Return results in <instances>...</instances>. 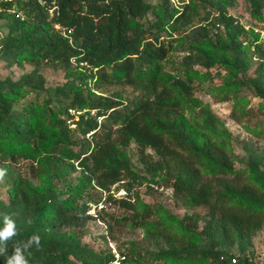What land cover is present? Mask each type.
<instances>
[{
	"label": "trees",
	"instance_id": "trees-1",
	"mask_svg": "<svg viewBox=\"0 0 264 264\" xmlns=\"http://www.w3.org/2000/svg\"><path fill=\"white\" fill-rule=\"evenodd\" d=\"M50 1L56 6L52 15L36 0L17 2L26 19L11 20L0 49L7 65L16 61L34 66L23 83L0 80V158L45 154L47 160L40 157L44 162H37L57 178L74 171L76 164L83 189H125L127 198L108 194L106 201L133 213L114 219L116 225L155 232L168 246L154 254L146 252L152 264H230L233 257L236 264H254L247 252L251 238L264 225V173L254 160L246 171H234L224 128L206 105L192 98L199 83L220 79L222 84L209 93L218 102H234L232 119L252 115L246 95L238 96L241 91L264 102V45L228 13L237 0L176 4L161 0L155 6L146 0L46 3ZM11 5L0 2V19L10 16ZM150 12L157 21L149 30L140 20ZM256 17L264 23V15L256 13ZM54 26L70 30L71 41ZM191 26L195 27L191 33L171 38ZM163 30L169 31L168 38ZM179 41L185 55L176 76L168 80L161 65ZM71 60L95 70L89 75L78 72ZM42 63L64 66L65 73H71L70 80L46 100L47 107L25 102L22 90L39 86L31 77L37 76ZM253 63L256 67L250 70ZM120 84L133 86L138 94L127 101L94 95L103 85ZM68 120L74 130L68 128ZM130 144L138 149L144 176L132 168L126 152ZM158 175L164 178L156 181ZM143 185L153 191L171 189L183 207L201 208L204 213L148 222L160 217V207L140 202L138 189ZM6 194L7 202H0V227L8 215L15 222L16 235L4 242L0 264L34 234L40 242L28 249L29 264L114 261L109 250L92 251L80 244L87 224L97 219L87 213L89 197H65L34 188L20 177ZM234 247L238 255H228L226 250ZM121 255L128 260L130 254Z\"/></svg>",
	"mask_w": 264,
	"mask_h": 264
},
{
	"label": "rangeland",
	"instance_id": "rangeland-1",
	"mask_svg": "<svg viewBox=\"0 0 264 264\" xmlns=\"http://www.w3.org/2000/svg\"><path fill=\"white\" fill-rule=\"evenodd\" d=\"M7 2L9 0H0V2ZM187 3L190 0H177ZM196 1V0H192ZM12 5L8 11L9 17L0 19V49L5 37L8 33V28L12 19L25 20V14L20 10V5L17 2L22 0H11ZM151 6L159 5L161 0H146ZM171 4V0H169ZM1 8V7H0ZM1 10V9H0ZM228 13L233 16L237 21L246 29L252 30L259 38V41L264 45V23L260 22L256 13L264 15V0H237L234 7L228 10ZM201 13L200 16H202ZM157 21V16L151 12L146 17L140 20L144 29H151L153 24ZM194 26L180 31L178 34H173L171 38L176 35L181 37L187 35L189 32L194 31ZM54 29L62 34L61 30L54 26ZM162 35L166 38L170 36L169 31L163 30ZM149 36V35H147ZM184 45L181 42H174L173 49L169 57L161 65L165 77L170 80L176 76L179 64L185 55L183 53ZM7 60L0 56V80L8 79L15 82H24V77L29 75L34 70L33 65L25 62L18 63L16 61L7 65ZM73 68L78 72H84L86 75L91 74L94 70L89 66L81 67L78 62L71 60ZM256 64H252L250 70H254ZM37 76L31 77L39 86L35 88L22 87L25 94V102H37L43 107L49 97H53V93L57 86H61L66 80H70L71 73H65L66 68L61 65L46 66L44 63L40 64L37 68ZM220 79H214L211 82L199 83L192 92V98L198 103L206 105L211 113L217 118L221 128H224L225 135L229 144L231 158L233 161L234 171H246L250 162L253 160L258 163V168L264 173V102L260 101L257 97L247 91H241L239 97L245 96L247 102L252 108V115L247 118H241L236 121L231 118L230 114L234 102L232 100L218 102L217 99L210 95L209 90L211 87L221 85ZM138 92L133 86L130 85H103L100 89L94 91L95 96L105 98H116L118 100L127 101L136 96ZM21 105H17L18 108ZM62 110V108L60 109ZM198 109L194 110L197 114ZM72 115L73 111H69ZM187 112H184L186 114ZM62 119L64 115H59ZM76 120V119H75ZM70 130H74L75 125L70 120L66 122ZM261 130V135L256 136L254 132ZM73 133V138L81 140L80 136ZM88 139V138H87ZM128 157L130 158L132 168L137 173L144 176L142 167L138 161V149L134 144H130L126 148ZM152 154L151 151H146ZM153 155V154H152ZM45 154L38 157H31L28 155L27 159L22 157H15L11 159L0 158V169L4 170L3 176H0V202H7L6 188L10 186L17 178H24L29 180L34 188H42L43 190L55 191L64 194V196H77L82 195L90 198V202L94 204L100 200L99 192L93 187L83 189L81 185L82 177L81 171L76 164H74V171L70 169L64 178H57L55 175L46 172L41 165L37 162L41 160L44 162ZM45 160V161H46ZM248 174V172H246ZM164 178L163 175H158L155 180L159 181ZM139 200L142 204L149 206L160 207V217H153L147 220L148 222L167 221L169 217L179 220L185 215L192 213L203 214V209H191L183 207L180 201H176L171 189H162L161 191H153L147 189L146 186H141L138 189ZM96 218L90 221L86 226V233L80 239V244L92 251L115 249L118 253H129L126 264H152L149 254L146 252L157 253L160 250H167L168 246L162 242L155 232H144L142 229H130L124 223L116 225L114 219L123 217H132L133 213L128 212L118 206H106L100 213H95ZM176 229L177 226H174ZM177 230V229H176ZM146 253V254H145ZM226 253L230 256H237L238 251L234 248H229ZM247 254H251L254 264H264V225L251 238L250 246ZM223 260L222 257H220Z\"/></svg>",
	"mask_w": 264,
	"mask_h": 264
},
{
	"label": "built area",
	"instance_id": "built-area-1",
	"mask_svg": "<svg viewBox=\"0 0 264 264\" xmlns=\"http://www.w3.org/2000/svg\"><path fill=\"white\" fill-rule=\"evenodd\" d=\"M9 1H11V0H9ZM36 1H37V3L39 5H41L43 7H46L48 9V12H49L50 15H52L53 11L56 10V6H55L54 1H50L48 4L46 3V0H36ZM171 2L173 4L178 3L177 0H171ZM55 27L60 29L59 26H55ZM61 32H62V35L64 37H67L69 39V42H70L71 41V39H70L71 31L70 30H66V29H61ZM78 64L81 67L88 66L85 62H79ZM92 70H95V69H92ZM98 192L101 195V199L97 203L90 204V209L87 212L88 214H90V215H92L94 217H96L95 213L97 211L105 209L106 206L110 205V203L106 201V198H107L108 194L111 195L113 198H127L128 197V192L125 189H123V188L116 189V186H112L108 192L103 191V190H99V189H98ZM111 253L114 256V261L112 262V264H126L125 256H123L120 253L116 252L115 249H112ZM236 263H237V260H236L235 257H233L230 260V264H236Z\"/></svg>",
	"mask_w": 264,
	"mask_h": 264
},
{
	"label": "clouds",
	"instance_id": "clouds-1",
	"mask_svg": "<svg viewBox=\"0 0 264 264\" xmlns=\"http://www.w3.org/2000/svg\"><path fill=\"white\" fill-rule=\"evenodd\" d=\"M4 170L0 169V176H3ZM16 235L15 222L8 216L4 215L2 220V227H0V255L5 251L3 247L4 242L8 241L11 237ZM40 237L38 235H32L28 240L21 246L13 248L12 254L5 258L4 264H29L28 259H26V253L32 245L39 246Z\"/></svg>",
	"mask_w": 264,
	"mask_h": 264
}]
</instances>
